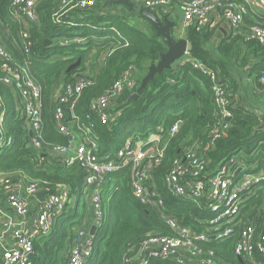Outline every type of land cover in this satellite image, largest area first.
<instances>
[{
    "label": "trees",
    "instance_id": "16d2710c",
    "mask_svg": "<svg viewBox=\"0 0 264 264\" xmlns=\"http://www.w3.org/2000/svg\"><path fill=\"white\" fill-rule=\"evenodd\" d=\"M57 1L42 0L37 6L39 22L26 26L24 22L10 19L11 0H0V43L17 60L27 62L31 76L41 89L43 120V148L37 151L31 145L25 118L17 112L16 95L9 87L0 84L3 127L6 136L12 138L11 145L0 150V172H22L30 182L39 184L44 195L64 186L70 196L76 198L75 208L54 224L50 234L34 240L32 264H66L72 229L81 225L85 213L84 174L76 167L67 168L57 162L56 156L46 147L68 144L67 138L56 131L52 119L57 87L82 77L88 80L89 85L83 90L74 111L79 118H84L90 104L108 91L125 72L132 71V87L125 89L110 105L109 113L113 119L107 124L96 120L98 153L100 156H113L128 139L147 141L151 134H159L168 140L165 158L154 171L158 191L164 199L165 213L176 217L193 231H203L201 221L212 217L203 210L204 200L199 207L192 200L172 197L163 185V176L173 161L194 145L198 146V153L205 154L210 171L232 155L246 159L256 151L251 162L258 163L256 170H264V128L260 129L264 120L256 110L238 101V85L234 79L246 70L253 90H264V84L259 81L264 74V46L247 39L251 26H264V13L253 12L245 16L239 33L231 32L217 44L213 43L217 27L193 24L184 35L191 58L207 66L217 76L222 89L227 91L235 105L229 129L221 132V137L211 146L209 136L219 128L221 118L214 105L212 82L208 75L190 64L176 63L170 71L156 74L135 99L129 100L137 93L148 67L156 64L160 55L167 51L166 44L157 36L150 22L123 6L101 2L93 10L81 12L72 21L67 18L54 24L51 18ZM111 8L112 11L108 10ZM155 14L162 19L169 16L162 11ZM133 18L138 21L133 22ZM25 28L32 41L28 56L21 53L19 46L18 34ZM75 37L85 39V42L58 44L61 38L71 40ZM78 61L79 64L70 69ZM176 124L178 130L170 136L169 131ZM102 202L105 218L95 234L94 252L88 264H122L128 249L137 246L147 235H173L156 210L140 204L133 196L129 168L106 178ZM246 205L247 209L254 210L250 223L259 228L264 226V194L259 192ZM236 240L234 237L222 243L205 244L204 247L213 249L216 257L226 264H240L233 253ZM148 264L174 263L151 260Z\"/></svg>",
    "mask_w": 264,
    "mask_h": 264
},
{
    "label": "built area",
    "instance_id": "2783aa9c",
    "mask_svg": "<svg viewBox=\"0 0 264 264\" xmlns=\"http://www.w3.org/2000/svg\"><path fill=\"white\" fill-rule=\"evenodd\" d=\"M42 0H11L9 17L13 22H24L26 26L39 22L37 6ZM107 0H58L56 10L52 13V22L61 23L83 11L93 10L96 4ZM143 9L155 13L169 9L178 3L180 19L174 30L185 35L193 25H207L211 13L220 11L223 20L231 32L238 34L245 16L253 12L264 13V2L261 0H130ZM108 10H113L108 9ZM21 53L28 56L32 41L27 28L19 34ZM247 39L264 46V26L253 25L247 33ZM85 39L61 38L60 46L71 43L83 44ZM190 64L194 69L209 76L212 82L214 105L219 111L221 124L209 136L212 146L230 127L235 105L229 99L227 91L222 89L217 76L204 64L191 58L189 48L177 64ZM132 71L125 72L113 86L95 99L84 118L75 116V109L83 90L89 85L85 77L65 84L53 110V123L56 131L67 138V145L46 147L56 156V161L67 168H78L84 174L83 195L87 211L91 213L90 226L87 229L76 228L70 239L66 254V264H88L94 252V238L90 231L102 226L105 210L102 194L106 178L114 173L129 168L130 187L136 200L148 208H153L173 232L172 236L149 234L137 246L128 249L122 264H148L151 260L170 261L174 264H226L216 257L213 249L205 244L222 243L237 238L234 256L240 264H264V226L259 228L250 222L254 210L247 209L246 203L264 194V170H256L258 163L251 162L257 151L246 156L232 155L220 162L212 171L209 169L204 153H198V146L187 148L184 154L173 161L170 169L163 176V185L175 198L192 200L212 217L203 223V231L196 232L183 226L176 217L165 213L164 199L158 191L154 171L165 158L168 140L159 134H151L147 141L128 139L123 147L113 156H100L98 153L96 120L107 124L113 119L109 113L111 103L125 89L133 85ZM264 84V74L260 77ZM0 84L7 86L16 95L17 112L27 122L31 133L33 149L43 148L42 138V93L36 80L31 76L26 61L17 60L0 43ZM4 108L0 95V150L11 145L12 138L6 136L3 127ZM70 121H67V119ZM178 130V124L170 129V136ZM73 147L71 148V144ZM147 146L146 148H143ZM6 201L18 217H26L31 209L28 202L10 180L3 186ZM42 189L37 182H30L24 189L27 196H35ZM71 196L67 187L59 186L52 194H46L42 203L34 211L31 229H14V243L2 253V264H32L35 254L34 240L50 234L56 220L69 212ZM262 210V209H260ZM9 227V224H5ZM211 228V230H207ZM95 233V234H96Z\"/></svg>",
    "mask_w": 264,
    "mask_h": 264
},
{
    "label": "crops",
    "instance_id": "0c3cea01",
    "mask_svg": "<svg viewBox=\"0 0 264 264\" xmlns=\"http://www.w3.org/2000/svg\"><path fill=\"white\" fill-rule=\"evenodd\" d=\"M177 4L178 3H175L174 5H172L171 8L162 11L166 15L169 14V16H166L167 18L170 17L171 15L177 17L176 21H172L175 23V25L178 23L180 16H181L179 7ZM207 25H209L211 28L217 27L216 35L219 33V29L221 28L226 32V37H228L231 34V29L229 25L223 20L220 11H216L210 14L207 20ZM216 35H215V38H216ZM222 39H224V37H222L219 41H217V43L220 42ZM234 79L238 85L237 86L238 87V91H237L238 101L240 103L242 102L244 106H250L252 109L256 110L259 116L261 117V120H264V90L257 91V92L253 90L252 84L247 76L246 70L238 74L237 77H235ZM61 89H62L61 86L57 87V97L59 96ZM5 180H10L12 184L14 185L15 189L18 190V192H20L21 194L23 193V197L26 199L31 209V212L26 217L16 216L14 211L7 204L6 194L3 189ZM29 182H30V179L20 171L7 172V173L0 172V264H2L3 251L11 248L14 243L13 230L17 228L31 229L32 220L34 217V211L37 208V206L40 203H42V201L45 198V195L42 193V191H40V193H38L35 196H27L24 192V189L29 184ZM41 194L43 196L40 198L39 196ZM70 204H72L71 205L72 208L69 211L73 210L76 206L75 197L71 198ZM84 204H85V213L81 220V225L77 227H73L72 232H74L76 228L87 229L90 226L91 213L87 211V205H86L85 200H84ZM61 217H59L56 220V222L59 219H61ZM56 222L54 224H56ZM5 224H9V227H6ZM65 259H66V256H65Z\"/></svg>",
    "mask_w": 264,
    "mask_h": 264
},
{
    "label": "water",
    "instance_id": "95a60500",
    "mask_svg": "<svg viewBox=\"0 0 264 264\" xmlns=\"http://www.w3.org/2000/svg\"><path fill=\"white\" fill-rule=\"evenodd\" d=\"M105 3L123 6L130 12L146 18L152 25V28L157 36H159L167 46V51L160 55V60L156 64L148 67V72L141 81V85L139 86L137 93L129 98V100H133L138 96V93L145 88L147 83L152 81L156 74H160L164 70L170 71L173 68V66L184 56L187 48H189V43L185 38L175 39V37L172 36L175 23L170 21L167 17L160 20L154 12L145 10L141 6L132 3L130 0H107ZM222 37H226V32L221 28L219 29V33L216 35V38L213 40V43H217V41H219ZM46 43H50V41H46ZM78 64L79 61L75 65L71 66L70 69L75 68ZM263 128L264 126L262 125L260 129ZM29 134L31 135V133ZM72 147L73 143L71 144V148ZM42 196L43 195L41 194L39 197L41 198ZM90 233L95 236V228H92ZM138 249L139 246L135 248L130 257H133Z\"/></svg>",
    "mask_w": 264,
    "mask_h": 264
},
{
    "label": "rangeland",
    "instance_id": "374dc122",
    "mask_svg": "<svg viewBox=\"0 0 264 264\" xmlns=\"http://www.w3.org/2000/svg\"><path fill=\"white\" fill-rule=\"evenodd\" d=\"M132 17V16H131ZM160 19H162V18H160ZM168 19L170 20V21H176L177 20V17H175V16H170V17H168ZM132 20H134L133 22H137L138 21V19L137 18H133ZM140 23H141V25H143V22H141L140 21ZM174 37H175V39H180V38H184V36L183 35H180V34H178L175 30H174ZM201 223H205V221H201ZM207 230H211V228H208Z\"/></svg>",
    "mask_w": 264,
    "mask_h": 264
}]
</instances>
